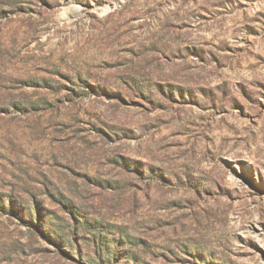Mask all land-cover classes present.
I'll use <instances>...</instances> for the list:
<instances>
[{
	"label": "rangeland",
	"instance_id": "obj_1",
	"mask_svg": "<svg viewBox=\"0 0 264 264\" xmlns=\"http://www.w3.org/2000/svg\"><path fill=\"white\" fill-rule=\"evenodd\" d=\"M0 264H264V0H0Z\"/></svg>",
	"mask_w": 264,
	"mask_h": 264
},
{
	"label": "trees",
	"instance_id": "obj_2",
	"mask_svg": "<svg viewBox=\"0 0 264 264\" xmlns=\"http://www.w3.org/2000/svg\"><path fill=\"white\" fill-rule=\"evenodd\" d=\"M51 234V233H50Z\"/></svg>",
	"mask_w": 264,
	"mask_h": 264
}]
</instances>
